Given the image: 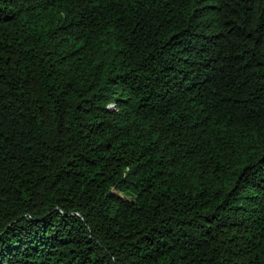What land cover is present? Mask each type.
I'll use <instances>...</instances> for the list:
<instances>
[{
	"label": "trees",
	"instance_id": "1",
	"mask_svg": "<svg viewBox=\"0 0 264 264\" xmlns=\"http://www.w3.org/2000/svg\"><path fill=\"white\" fill-rule=\"evenodd\" d=\"M0 264H264V0H0Z\"/></svg>",
	"mask_w": 264,
	"mask_h": 264
}]
</instances>
